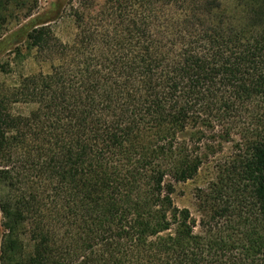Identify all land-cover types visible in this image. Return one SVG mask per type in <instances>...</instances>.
Listing matches in <instances>:
<instances>
[{
	"label": "trees",
	"instance_id": "1",
	"mask_svg": "<svg viewBox=\"0 0 264 264\" xmlns=\"http://www.w3.org/2000/svg\"><path fill=\"white\" fill-rule=\"evenodd\" d=\"M59 9L0 90V264H264V0H104L67 41ZM223 143L197 222L175 185Z\"/></svg>",
	"mask_w": 264,
	"mask_h": 264
},
{
	"label": "rangeland",
	"instance_id": "2",
	"mask_svg": "<svg viewBox=\"0 0 264 264\" xmlns=\"http://www.w3.org/2000/svg\"><path fill=\"white\" fill-rule=\"evenodd\" d=\"M104 0H0V90L13 87L22 76L36 72H48L50 62L36 56L34 48L27 42V33L33 27L32 19L37 15L56 14L51 22L54 33L63 41L70 40L75 33L74 11L94 12ZM30 105H12L13 112L27 113ZM215 154H210L197 175L175 185L174 203L187 207L199 221L201 216L198 198L207 193L218 180V166L233 153L231 143H223ZM1 234V232H0Z\"/></svg>",
	"mask_w": 264,
	"mask_h": 264
}]
</instances>
